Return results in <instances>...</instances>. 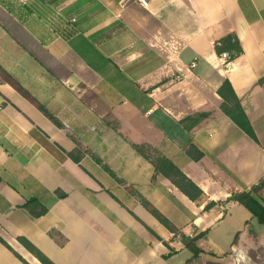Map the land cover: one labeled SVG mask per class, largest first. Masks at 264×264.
Segmentation results:
<instances>
[{
  "label": "crops",
  "instance_id": "obj_1",
  "mask_svg": "<svg viewBox=\"0 0 264 264\" xmlns=\"http://www.w3.org/2000/svg\"><path fill=\"white\" fill-rule=\"evenodd\" d=\"M228 34L241 53L223 69L215 44ZM0 67L59 124L0 79V238L13 251L0 243V264H40L18 237L53 264H158L185 247L141 199L177 235H204L200 247L241 208L219 202L264 179V0H0ZM224 80L258 143L220 113ZM197 114L188 131L181 121ZM135 146L201 197L154 177ZM30 198L45 215L20 208Z\"/></svg>",
  "mask_w": 264,
  "mask_h": 264
},
{
  "label": "trees",
  "instance_id": "obj_2",
  "mask_svg": "<svg viewBox=\"0 0 264 264\" xmlns=\"http://www.w3.org/2000/svg\"><path fill=\"white\" fill-rule=\"evenodd\" d=\"M215 52L221 54L226 52L229 54L230 59H234L241 53L239 42L234 34H228L225 37L218 40L215 44ZM0 79L2 82L9 85L14 91H16L22 98L33 105L38 111H40L46 118L59 125L56 119L48 113V111L40 105L26 90H24L4 69L0 67ZM264 82V77L259 80V84ZM217 96L221 99L219 107L220 113L229 118L248 138L255 143H258L255 133L249 123L241 105L239 99L234 94L229 82L224 80L217 90ZM207 114H197L192 117L185 118L181 121V124H185L186 129L189 131L192 127L196 126L200 120L206 117ZM148 148L144 146H135V150L142 155L154 168V177L161 176L168 180L182 195L188 200L194 202L201 197V190L189 180L171 161L160 156L156 152L152 151L151 156L145 150ZM186 156L192 161H199L203 157V153L190 141L186 150ZM106 171L111 173L107 167L103 166ZM154 177L152 179H154ZM54 197L64 198L63 194L54 193ZM142 206L169 232L174 235L177 234L175 227L164 218L158 211L151 207L144 200H140ZM226 202H234L241 208L245 209L249 214V219L245 222L248 225L253 219L255 222L264 228V179H261L256 185L244 189L241 192L233 193L227 198ZM212 205V204H211ZM27 215L36 219L46 214L47 208L37 199L30 198L21 207ZM180 241L186 250L191 254L184 264H191L194 260H198L202 250L197 246L198 242L204 235H197L193 237H186L182 234H178ZM236 237V236H235ZM16 241L25 249L26 252L31 254L40 264H53L44 255H42L32 244H30L23 237H18ZM0 243L12 251L7 244L0 238ZM13 252V251H12ZM17 256V255H16ZM23 262V261H22ZM25 263V262H24ZM26 264V263H25Z\"/></svg>",
  "mask_w": 264,
  "mask_h": 264
},
{
  "label": "rangeland",
  "instance_id": "obj_3",
  "mask_svg": "<svg viewBox=\"0 0 264 264\" xmlns=\"http://www.w3.org/2000/svg\"><path fill=\"white\" fill-rule=\"evenodd\" d=\"M127 108L116 103V109ZM145 152L151 156L152 150L148 148ZM219 205L228 206L227 202H219ZM247 219L249 214L245 209L230 210L225 219L208 231L199 247L202 250L199 259L191 264H264V228L253 219L245 225ZM175 236L179 240V236ZM189 257L188 250H177L167 259H160L158 264H183Z\"/></svg>",
  "mask_w": 264,
  "mask_h": 264
},
{
  "label": "built area",
  "instance_id": "obj_4",
  "mask_svg": "<svg viewBox=\"0 0 264 264\" xmlns=\"http://www.w3.org/2000/svg\"><path fill=\"white\" fill-rule=\"evenodd\" d=\"M14 1H16L19 5H24L26 3V0H14ZM148 3H149V0H139V5L142 8H146L148 6ZM219 61L223 69H228L231 64V59L229 57V54L226 52H223L219 55ZM150 112H151L150 110L147 111V113H150Z\"/></svg>",
  "mask_w": 264,
  "mask_h": 264
}]
</instances>
